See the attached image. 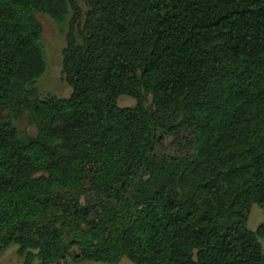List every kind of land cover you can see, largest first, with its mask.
<instances>
[{"label": "trees", "instance_id": "1", "mask_svg": "<svg viewBox=\"0 0 264 264\" xmlns=\"http://www.w3.org/2000/svg\"><path fill=\"white\" fill-rule=\"evenodd\" d=\"M83 1L0 0V255L264 264V222L247 227L264 207V0ZM38 13L68 23L67 97L36 87Z\"/></svg>", "mask_w": 264, "mask_h": 264}, {"label": "rangeland", "instance_id": "2", "mask_svg": "<svg viewBox=\"0 0 264 264\" xmlns=\"http://www.w3.org/2000/svg\"><path fill=\"white\" fill-rule=\"evenodd\" d=\"M78 5L83 11L86 10V6L83 0H76ZM37 20L42 26V38L40 43L43 48V54L46 61V70L38 78L36 87L38 88L40 95L45 96L47 94H53L57 97H67L70 92V86L62 72V52L66 45V36L69 30L68 23L63 25H57L49 16L44 13L36 14ZM118 105L131 106L135 103V100L130 96L122 95L118 98ZM17 127L23 133L33 135L35 128L28 123L26 117L16 122ZM172 145H167V150H172ZM264 222V207L253 204L249 210L247 217V227L251 230H256ZM261 245L264 247V239H259ZM17 245L12 244L6 248L0 255V264H21L22 257L17 254ZM77 248H72L69 254L53 264H106L104 262H96L83 260L78 261L73 257V252H76ZM116 264H134L126 257H123Z\"/></svg>", "mask_w": 264, "mask_h": 264}]
</instances>
